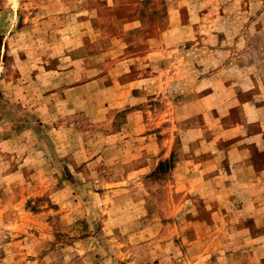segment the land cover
Wrapping results in <instances>:
<instances>
[{
  "label": "rangeland",
  "instance_id": "1",
  "mask_svg": "<svg viewBox=\"0 0 264 264\" xmlns=\"http://www.w3.org/2000/svg\"><path fill=\"white\" fill-rule=\"evenodd\" d=\"M0 264H264V0H0Z\"/></svg>",
  "mask_w": 264,
  "mask_h": 264
},
{
  "label": "crops",
  "instance_id": "2",
  "mask_svg": "<svg viewBox=\"0 0 264 264\" xmlns=\"http://www.w3.org/2000/svg\"><path fill=\"white\" fill-rule=\"evenodd\" d=\"M135 21V19L132 21V22H134ZM136 81H140V79L139 80H136ZM141 122H144V120H140Z\"/></svg>",
  "mask_w": 264,
  "mask_h": 264
}]
</instances>
